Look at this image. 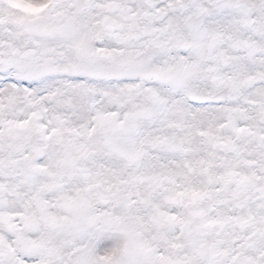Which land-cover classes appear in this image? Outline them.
I'll return each instance as SVG.
<instances>
[{"label":"snow or ice","instance_id":"1","mask_svg":"<svg viewBox=\"0 0 264 264\" xmlns=\"http://www.w3.org/2000/svg\"><path fill=\"white\" fill-rule=\"evenodd\" d=\"M0 264H264V0H0Z\"/></svg>","mask_w":264,"mask_h":264}]
</instances>
